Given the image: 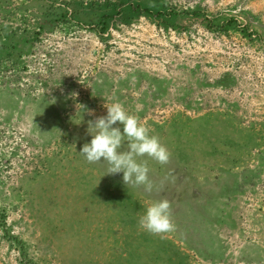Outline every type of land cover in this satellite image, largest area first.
I'll return each mask as SVG.
<instances>
[{
    "label": "rangeland",
    "instance_id": "rangeland-1",
    "mask_svg": "<svg viewBox=\"0 0 264 264\" xmlns=\"http://www.w3.org/2000/svg\"><path fill=\"white\" fill-rule=\"evenodd\" d=\"M114 101L152 192L79 153ZM0 264H264V0H0Z\"/></svg>",
    "mask_w": 264,
    "mask_h": 264
},
{
    "label": "clouds",
    "instance_id": "clouds-1",
    "mask_svg": "<svg viewBox=\"0 0 264 264\" xmlns=\"http://www.w3.org/2000/svg\"><path fill=\"white\" fill-rule=\"evenodd\" d=\"M104 106L107 109L106 115L89 121L87 131L91 140L83 144L79 153L89 164H105L104 175L123 173L122 179L126 186H142L146 192H152L156 185L149 176L148 159L167 165L171 153L120 102L114 101ZM144 157L148 159H138ZM138 226L159 236L175 231L171 202L166 198L152 202L139 217Z\"/></svg>",
    "mask_w": 264,
    "mask_h": 264
},
{
    "label": "trees",
    "instance_id": "trees-1",
    "mask_svg": "<svg viewBox=\"0 0 264 264\" xmlns=\"http://www.w3.org/2000/svg\"><path fill=\"white\" fill-rule=\"evenodd\" d=\"M139 7V6H138ZM137 7V8H138ZM145 11L147 12V13H152V11L150 10V9H148V8H146L145 9ZM195 13H200L199 11H197V12H195ZM173 14H177V12H174V11H172V12H168V15H173ZM231 23H233L232 22V20H228V21H224L223 23H221V24H215V22L211 19L210 20V24H209V26L212 28V29H217V30H219V29H222V28H224V27H228V25L229 24H231Z\"/></svg>",
    "mask_w": 264,
    "mask_h": 264
}]
</instances>
